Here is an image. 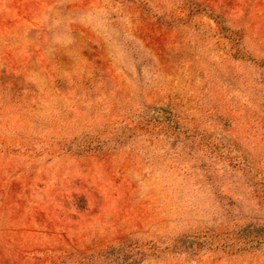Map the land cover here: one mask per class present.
<instances>
[{
	"label": "rangeland",
	"instance_id": "1",
	"mask_svg": "<svg viewBox=\"0 0 264 264\" xmlns=\"http://www.w3.org/2000/svg\"><path fill=\"white\" fill-rule=\"evenodd\" d=\"M260 193L264 0H0V264H264Z\"/></svg>",
	"mask_w": 264,
	"mask_h": 264
},
{
	"label": "trees",
	"instance_id": "2",
	"mask_svg": "<svg viewBox=\"0 0 264 264\" xmlns=\"http://www.w3.org/2000/svg\"><path fill=\"white\" fill-rule=\"evenodd\" d=\"M160 117L162 118L164 115L160 112L159 113ZM166 118L167 120L169 119L171 121L170 116L168 117H163ZM169 124H171V122H169ZM42 150L41 152L43 153H48L51 155H61V154H71V155H77V156H97V155H101L102 151H99L98 149L92 148V147H88L85 149H80L77 148L73 143L72 144H68V143H60L59 145H55V147L53 145H41L40 146ZM38 147L37 146H33V147H28V151H36L38 152ZM258 200L260 201V205H262V209L264 210V193H260L256 195ZM251 224H255L256 228H264V215H260L258 218L255 219H249ZM253 222V223H252ZM244 225V224H243ZM241 226V228H243L244 226ZM264 236V235H263Z\"/></svg>",
	"mask_w": 264,
	"mask_h": 264
}]
</instances>
